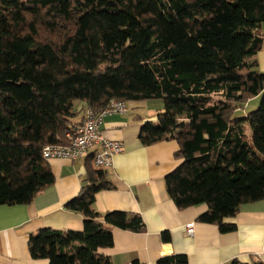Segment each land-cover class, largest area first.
Listing matches in <instances>:
<instances>
[{
	"label": "trees",
	"instance_id": "1",
	"mask_svg": "<svg viewBox=\"0 0 264 264\" xmlns=\"http://www.w3.org/2000/svg\"><path fill=\"white\" fill-rule=\"evenodd\" d=\"M263 26L264 0H0V205H27L54 184L42 149L65 144L86 110L160 101L139 141L178 144L167 195L179 210L206 205L198 222L233 231L225 220L264 199ZM260 95L254 111L236 116ZM113 189L87 159L80 190L64 205L82 216V230L31 234L30 257L111 264L100 250L112 247V230H145L138 214L94 210L95 196Z\"/></svg>",
	"mask_w": 264,
	"mask_h": 264
},
{
	"label": "crops",
	"instance_id": "2",
	"mask_svg": "<svg viewBox=\"0 0 264 264\" xmlns=\"http://www.w3.org/2000/svg\"><path fill=\"white\" fill-rule=\"evenodd\" d=\"M259 35L262 44L256 60L258 70L264 73V26ZM257 100L258 97L249 100L241 114L245 116ZM127 107L126 114L110 115L103 120V135L121 143L122 150L114 156L111 167L105 169L114 189L99 192L93 208L100 214H138L145 230L133 233L113 229L112 247L100 253L111 264H130L133 260L156 264L168 255H185L187 264H227L233 260L264 263V199L241 205L234 218L225 220L235 225L229 233H220L216 226L197 221L206 212V205L177 209L166 193L164 177L180 162L174 157L178 144L163 141L143 146L139 141L140 127L156 120L161 105L150 101L129 103ZM74 121L78 124L81 117ZM90 153L73 162L47 161L55 178L52 186L27 205H0V264H49L47 260L30 257L29 236L41 229L82 230V216L65 210L64 205L78 194ZM190 224L193 234L187 235L186 227ZM164 232L169 234V242L161 240Z\"/></svg>",
	"mask_w": 264,
	"mask_h": 264
},
{
	"label": "built area",
	"instance_id": "3",
	"mask_svg": "<svg viewBox=\"0 0 264 264\" xmlns=\"http://www.w3.org/2000/svg\"><path fill=\"white\" fill-rule=\"evenodd\" d=\"M128 107L124 102L111 101L103 110L94 112L86 110L79 124L65 134L66 143L46 145L42 149V158L47 162L63 159L70 162L85 157L91 151L93 166L97 169L111 167L115 155L122 150L121 143L107 139L102 132L105 117L126 114ZM186 234H193L192 224L187 225Z\"/></svg>",
	"mask_w": 264,
	"mask_h": 264
},
{
	"label": "rangeland",
	"instance_id": "4",
	"mask_svg": "<svg viewBox=\"0 0 264 264\" xmlns=\"http://www.w3.org/2000/svg\"><path fill=\"white\" fill-rule=\"evenodd\" d=\"M260 98H261V95L258 96V100H257V102H256V106H255V107H249L247 113H250V112L254 111V110L258 107V104H259ZM152 102L159 103V105H161V109H162V105H163V104H162L160 101H152ZM161 109H160V110H161ZM239 111H240V112H238V113L236 114V116H237L238 118H240V117L243 116V114H241L242 110H239ZM154 112H155V111H154ZM156 112H159V111H156Z\"/></svg>",
	"mask_w": 264,
	"mask_h": 264
}]
</instances>
